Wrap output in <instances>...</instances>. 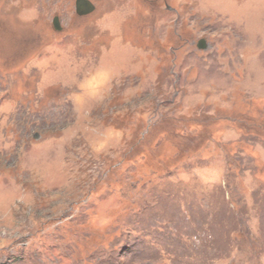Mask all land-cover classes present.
<instances>
[{
    "label": "rangeland",
    "instance_id": "rangeland-1",
    "mask_svg": "<svg viewBox=\"0 0 264 264\" xmlns=\"http://www.w3.org/2000/svg\"><path fill=\"white\" fill-rule=\"evenodd\" d=\"M90 1L0 0V264H264V0Z\"/></svg>",
    "mask_w": 264,
    "mask_h": 264
},
{
    "label": "flooded vegetation",
    "instance_id": "flooded-vegetation-1",
    "mask_svg": "<svg viewBox=\"0 0 264 264\" xmlns=\"http://www.w3.org/2000/svg\"><path fill=\"white\" fill-rule=\"evenodd\" d=\"M167 8L170 9L169 7ZM94 9H95V6L90 0H84L82 2L81 0H76V13L79 16L88 15L92 13ZM170 10L174 11V9H170ZM56 18L58 19V22H59V18L58 17ZM59 25H60V22H59Z\"/></svg>",
    "mask_w": 264,
    "mask_h": 264
},
{
    "label": "water",
    "instance_id": "water-1",
    "mask_svg": "<svg viewBox=\"0 0 264 264\" xmlns=\"http://www.w3.org/2000/svg\"><path fill=\"white\" fill-rule=\"evenodd\" d=\"M82 1H84V0H81V2H82ZM54 28H55L56 31H61V28H60V26H59V22H58V19H57V18L54 20ZM199 47H200V48H205L204 41H201V42H200V46H199Z\"/></svg>",
    "mask_w": 264,
    "mask_h": 264
},
{
    "label": "trees",
    "instance_id": "trees-1",
    "mask_svg": "<svg viewBox=\"0 0 264 264\" xmlns=\"http://www.w3.org/2000/svg\"><path fill=\"white\" fill-rule=\"evenodd\" d=\"M55 231V230H54Z\"/></svg>",
    "mask_w": 264,
    "mask_h": 264
}]
</instances>
